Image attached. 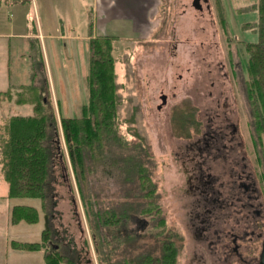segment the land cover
<instances>
[{
    "label": "rangeland",
    "instance_id": "1",
    "mask_svg": "<svg viewBox=\"0 0 264 264\" xmlns=\"http://www.w3.org/2000/svg\"><path fill=\"white\" fill-rule=\"evenodd\" d=\"M73 1L74 35L79 38L76 49L63 54L64 59L55 51L49 52L48 61L44 55L45 66L39 60L34 63L31 76L34 72L35 79L27 76L21 81L39 82L41 94L11 86L0 97L2 141L7 138L5 125L13 115L33 114V104L17 101L30 96L40 103L44 94V102L55 116L49 126L53 159L48 194L44 201L14 198L15 203L34 206L39 216L33 223L20 220L17 227L11 225L10 237L23 239L27 233V239L39 240L42 230L48 229L44 249H58L65 256L60 264H127V260L147 252L160 257L161 247L169 239L175 242L170 254L177 264H196L194 251L204 254L205 264H223L209 254L203 242L193 239L183 152L187 143L214 124L213 120L223 125L234 123L237 131L223 139L226 151L239 165L245 156L264 196V130L255 128L246 76V46L258 41L257 31L246 23L257 19V10L252 7L257 0H201V10L195 8L193 0H163L148 34L124 30L111 32L120 37L103 34L114 38L112 55L120 94L116 122L119 133L130 143L129 148L117 145L114 151L121 157L131 154L140 160L143 176L155 186L152 195L146 196L145 190L127 189V183L106 175L103 163L97 160L87 159L84 181L80 185L77 182L60 118L79 116L87 102L89 54L82 34L87 31L92 0ZM6 189L7 183L0 179V191ZM135 193L142 196L136 198ZM82 195L98 209L117 205L120 210L127 200L143 202L142 209L148 202L147 212L142 213L149 221L148 229L136 237L134 222L125 218L117 235H110L103 227L106 239H95Z\"/></svg>",
    "mask_w": 264,
    "mask_h": 264
},
{
    "label": "trees",
    "instance_id": "2",
    "mask_svg": "<svg viewBox=\"0 0 264 264\" xmlns=\"http://www.w3.org/2000/svg\"><path fill=\"white\" fill-rule=\"evenodd\" d=\"M252 7L257 10L258 16L255 21L246 23V25L257 31L258 41L248 43L246 46L248 53L246 76L249 80L247 95L253 107L255 128L259 127L264 130V0H257ZM113 39V36L103 34L89 38L87 102L81 107L79 116L60 118L68 156L79 185L85 178L87 159H91L101 161L106 169V175L115 176L117 181L127 183V189L145 190L143 192L145 196L152 195L155 186L148 176H143L140 160L131 154H124L121 157L114 151L115 146H122L121 148L125 150L129 148L130 143L119 133L116 122L120 94L114 72ZM36 57L39 58L40 55L33 54L31 62L33 67L38 61L34 60ZM38 62L43 61L40 58ZM33 76H35L34 72H32ZM19 88H27L33 91L32 94L37 91L42 93L41 87L34 83ZM9 91L10 89L0 91V97ZM42 95H40L42 96L40 103L30 100V96L28 100L17 101L33 104V114L13 115L5 125L4 132L7 138L3 141L0 138L2 141L0 147L1 172L8 183L9 197L40 198L44 201L48 194L53 159L48 143L51 137L49 126L55 122V116L53 110L44 102V94ZM181 118L184 117L181 116ZM135 196L136 198L141 197L142 194L135 193ZM82 198L90 227L93 233L95 231L94 237L95 239L98 237L101 242H104L107 237V234L101 231L103 227L109 229L110 235H117L119 223L138 211L143 204L137 200H127L120 210L117 205L112 208L98 209L93 207V201L88 196L87 200L84 195ZM145 204L148 202L144 203L142 208L144 211L146 210ZM20 220L29 223L36 222L38 210L33 206L14 205L11 209V223ZM47 234L48 229H44L41 242L12 240L11 246L16 249L39 250L45 247ZM171 252L165 248L160 257H151L149 254L137 255L127 260L126 263L175 264L174 259H171ZM64 258L65 256L58 249L45 251L46 264H60Z\"/></svg>",
    "mask_w": 264,
    "mask_h": 264
},
{
    "label": "flooded vegetation",
    "instance_id": "3",
    "mask_svg": "<svg viewBox=\"0 0 264 264\" xmlns=\"http://www.w3.org/2000/svg\"><path fill=\"white\" fill-rule=\"evenodd\" d=\"M213 122L201 137L187 143L183 152L191 206L189 227L193 239L203 242L215 260L223 264H260L264 243L263 192L244 161L245 156L239 165L226 151L228 146L223 139L227 134L232 137L237 126L232 122ZM146 210L139 209L129 217L134 222L132 231L136 237L148 229L149 221L142 214ZM161 248L173 251L175 242L169 239ZM148 254L153 257L150 252L137 255ZM203 256L194 251L192 259L198 261L196 264H205Z\"/></svg>",
    "mask_w": 264,
    "mask_h": 264
},
{
    "label": "crops",
    "instance_id": "4",
    "mask_svg": "<svg viewBox=\"0 0 264 264\" xmlns=\"http://www.w3.org/2000/svg\"><path fill=\"white\" fill-rule=\"evenodd\" d=\"M91 2L87 31L82 34L88 41V54L90 36L107 33L116 36L117 33L111 32L122 30L136 32L138 35L148 34L153 28L152 18L164 1L92 0ZM73 9V0H0V91H5L11 86L19 88L32 83L21 80L27 76L32 77L31 62L34 53L40 55L34 60L41 58L45 66L44 55L48 61L49 52L55 51L61 59H64L63 54L67 55L76 49V40L79 38L74 35L76 18L71 15ZM33 78L35 79V76ZM0 179L4 180L1 174ZM14 198L16 197L8 196L7 183V189L0 191V264H46L44 248L23 250L11 246L12 240L18 242L42 240V232L39 240L27 239L29 236L27 233L23 235L25 236L23 239L10 237L11 225L17 227L21 223V221L11 223V209L14 205H25L15 203Z\"/></svg>",
    "mask_w": 264,
    "mask_h": 264
},
{
    "label": "water",
    "instance_id": "5",
    "mask_svg": "<svg viewBox=\"0 0 264 264\" xmlns=\"http://www.w3.org/2000/svg\"><path fill=\"white\" fill-rule=\"evenodd\" d=\"M204 1H206V0H204ZM193 5L195 6V8H197L199 10H201V8H202L200 0H193ZM162 101L165 102V96H162ZM259 263L264 264V243H263L260 255H259Z\"/></svg>",
    "mask_w": 264,
    "mask_h": 264
}]
</instances>
